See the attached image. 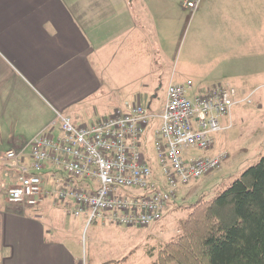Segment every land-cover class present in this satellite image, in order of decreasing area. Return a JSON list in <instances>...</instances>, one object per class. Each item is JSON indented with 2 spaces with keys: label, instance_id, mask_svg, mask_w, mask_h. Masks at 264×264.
Returning a JSON list of instances; mask_svg holds the SVG:
<instances>
[{
  "label": "crops",
  "instance_id": "1",
  "mask_svg": "<svg viewBox=\"0 0 264 264\" xmlns=\"http://www.w3.org/2000/svg\"><path fill=\"white\" fill-rule=\"evenodd\" d=\"M182 11L181 0H0V179L17 180L3 160L8 149L55 121L59 133L60 114L77 125L96 122L109 91L122 97L111 114L137 99L150 109L173 68ZM188 73L186 63L172 70L169 85L202 90ZM159 124L147 130L148 154ZM61 208L51 199L37 209L12 205L0 193V264H86L68 226L45 223L62 217Z\"/></svg>",
  "mask_w": 264,
  "mask_h": 264
},
{
  "label": "built area",
  "instance_id": "2",
  "mask_svg": "<svg viewBox=\"0 0 264 264\" xmlns=\"http://www.w3.org/2000/svg\"><path fill=\"white\" fill-rule=\"evenodd\" d=\"M200 2L185 0L183 5L195 14ZM192 90V85L171 83L160 112L127 102L80 125L60 114L59 133L55 121L5 152L3 160L17 180L0 179L1 194L11 204L34 209L51 199L68 214L84 216L88 225L151 226L183 187L221 168L229 153H209L215 136L232 128L237 104L251 101L227 83ZM155 119L160 124L149 155L143 143Z\"/></svg>",
  "mask_w": 264,
  "mask_h": 264
},
{
  "label": "rangeland",
  "instance_id": "3",
  "mask_svg": "<svg viewBox=\"0 0 264 264\" xmlns=\"http://www.w3.org/2000/svg\"><path fill=\"white\" fill-rule=\"evenodd\" d=\"M179 23L172 35L177 41L173 68L162 75L149 100L153 103L150 110L165 104L170 73L185 63L187 75L195 78V90L227 83L237 87L240 96H250L251 101L237 104L232 111V128L215 136L217 148L227 151L229 158L215 172L190 183L184 191L183 187L177 204L157 223L149 227L88 225L84 216L75 217L62 208V217L45 220L51 226H68L73 233L70 242L77 245L86 264L121 259L131 252L126 264H150L161 244L177 234L179 220L188 214L191 202L203 193L212 197L264 154V0H201L195 14L181 12ZM109 95L113 97L107 104L99 106L101 119L111 114L122 98L117 90L109 91ZM132 101L146 107L149 104L140 99ZM150 149L153 151L152 144Z\"/></svg>",
  "mask_w": 264,
  "mask_h": 264
},
{
  "label": "trees",
  "instance_id": "4",
  "mask_svg": "<svg viewBox=\"0 0 264 264\" xmlns=\"http://www.w3.org/2000/svg\"><path fill=\"white\" fill-rule=\"evenodd\" d=\"M187 208L177 234L161 244L150 264H264V154L225 188L209 198L203 193ZM128 260L129 255L94 264Z\"/></svg>",
  "mask_w": 264,
  "mask_h": 264
}]
</instances>
